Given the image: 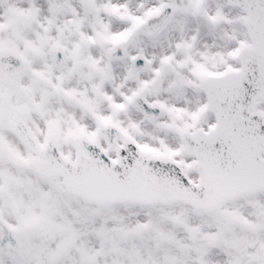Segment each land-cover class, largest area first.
Masks as SVG:
<instances>
[{
  "label": "snow or ice",
  "instance_id": "1",
  "mask_svg": "<svg viewBox=\"0 0 264 264\" xmlns=\"http://www.w3.org/2000/svg\"><path fill=\"white\" fill-rule=\"evenodd\" d=\"M0 264H264V0H0Z\"/></svg>",
  "mask_w": 264,
  "mask_h": 264
}]
</instances>
